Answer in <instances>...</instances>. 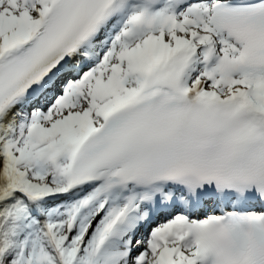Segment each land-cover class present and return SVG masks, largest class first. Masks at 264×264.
<instances>
[{
	"label": "snow or ice",
	"instance_id": "snow-or-ice-1",
	"mask_svg": "<svg viewBox=\"0 0 264 264\" xmlns=\"http://www.w3.org/2000/svg\"><path fill=\"white\" fill-rule=\"evenodd\" d=\"M0 264H264V0H0Z\"/></svg>",
	"mask_w": 264,
	"mask_h": 264
}]
</instances>
